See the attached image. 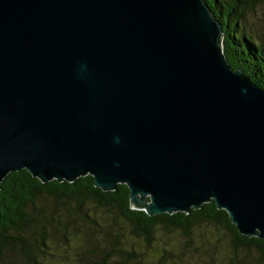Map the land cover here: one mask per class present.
<instances>
[{
  "label": "water",
  "instance_id": "95a60500",
  "mask_svg": "<svg viewBox=\"0 0 264 264\" xmlns=\"http://www.w3.org/2000/svg\"><path fill=\"white\" fill-rule=\"evenodd\" d=\"M223 37L204 0H0V186L91 176L264 241V90Z\"/></svg>",
  "mask_w": 264,
  "mask_h": 264
},
{
  "label": "trees",
  "instance_id": "16d2710c",
  "mask_svg": "<svg viewBox=\"0 0 264 264\" xmlns=\"http://www.w3.org/2000/svg\"><path fill=\"white\" fill-rule=\"evenodd\" d=\"M204 1L221 25L223 52L231 70H240L264 90V42L253 39L241 25L243 10L264 5V0ZM202 228H216L228 236L223 264H241L239 256L245 253L257 254L264 264V241L240 235L213 202L189 214L149 217L131 209L125 185L103 192L94 187L91 176L73 183L43 184L21 170L8 174L0 186V264H65L58 254L72 255L76 262L72 264L82 259L91 264H169L179 261L183 252L198 254L194 249L197 242L201 244L197 233ZM173 233L179 236L177 249L172 245L153 249V242L162 240L158 237ZM92 241L96 244L86 247ZM82 245L83 251L78 250Z\"/></svg>",
  "mask_w": 264,
  "mask_h": 264
},
{
  "label": "rangeland",
  "instance_id": "374dc122",
  "mask_svg": "<svg viewBox=\"0 0 264 264\" xmlns=\"http://www.w3.org/2000/svg\"><path fill=\"white\" fill-rule=\"evenodd\" d=\"M251 2L252 0H248ZM244 12V19L241 25L244 27L247 33H250L253 39L264 42V5L262 4H255L251 8H246L243 10ZM197 235L201 238V244L197 242L195 244V249L198 254H196L193 250L191 252H183L180 254V260L174 261L169 264H223L227 260L225 257V252L227 250V246L229 243L228 236L223 232L219 231L216 228H202L201 232L197 233ZM158 238L162 240L156 239L153 242L152 247L158 248L160 250L167 245H172L174 249H177L179 244V236L178 234H171V235H162ZM94 243L87 246L93 247ZM78 245V243H77ZM84 245L79 246L78 250L83 251ZM153 249H149L154 253V257H156V252ZM138 252L141 254L144 253V249H139ZM59 255V254H58ZM60 260H64L65 264H72L75 260L72 257H58ZM68 259L70 261L68 262ZM241 260V264H260V260L258 259L257 254H241L239 256ZM68 262V263H67ZM76 263V262H75ZM79 264H91L87 259H82V263ZM146 264H153L151 261H148Z\"/></svg>",
  "mask_w": 264,
  "mask_h": 264
}]
</instances>
